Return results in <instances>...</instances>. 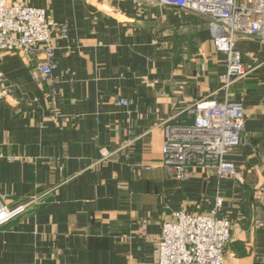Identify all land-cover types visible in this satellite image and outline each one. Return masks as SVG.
I'll list each match as a JSON object with an SVG mask.
<instances>
[{
	"label": "crops",
	"instance_id": "1",
	"mask_svg": "<svg viewBox=\"0 0 264 264\" xmlns=\"http://www.w3.org/2000/svg\"><path fill=\"white\" fill-rule=\"evenodd\" d=\"M22 1L66 26L67 38L51 33L45 84L29 73L34 59L0 54L11 90L0 101V202L27 205L0 228V264H153L162 223L178 211L209 214L217 197L216 217L231 223L224 264H264V42L235 43L249 73L228 92L245 114L224 161L241 182L215 168L176 181L159 124H193L181 112L227 70L207 20L157 0Z\"/></svg>",
	"mask_w": 264,
	"mask_h": 264
},
{
	"label": "built area",
	"instance_id": "2",
	"mask_svg": "<svg viewBox=\"0 0 264 264\" xmlns=\"http://www.w3.org/2000/svg\"><path fill=\"white\" fill-rule=\"evenodd\" d=\"M157 3L204 17L215 50L227 57V70L220 86L181 112L194 114L193 124L175 125L169 121L159 124L164 133L162 164L176 181L188 178V168H215L220 176L241 182L242 174L225 162L224 156L241 142L245 112L227 97L230 87L249 73L235 48L238 37L250 36L264 42V0H157ZM52 32L60 39L67 38L66 26L51 21L44 10L22 0H0V54L17 53L34 59L36 63L30 66L29 73L36 84L48 83L55 69ZM219 93H223L222 102L216 100ZM10 96L11 90L4 86L0 74V101ZM120 104L127 102L121 99ZM111 156L103 154L102 161ZM221 204L222 199L217 197L209 214L173 213L161 225L152 251L153 264H224L223 249L230 239L231 223L216 217ZM26 209L27 205L9 208L0 202V228ZM256 225L264 226V222Z\"/></svg>",
	"mask_w": 264,
	"mask_h": 264
}]
</instances>
